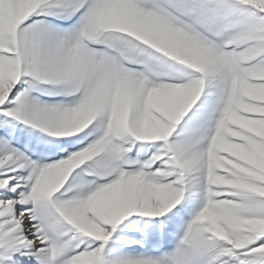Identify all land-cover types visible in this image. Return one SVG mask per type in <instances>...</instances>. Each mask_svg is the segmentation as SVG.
<instances>
[{
    "label": "snow or ice",
    "instance_id": "6c2138e0",
    "mask_svg": "<svg viewBox=\"0 0 264 264\" xmlns=\"http://www.w3.org/2000/svg\"><path fill=\"white\" fill-rule=\"evenodd\" d=\"M0 264H264V0H0Z\"/></svg>",
    "mask_w": 264,
    "mask_h": 264
}]
</instances>
